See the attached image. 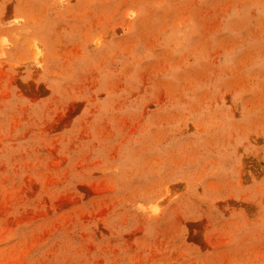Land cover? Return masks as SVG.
<instances>
[{"label": "rangeland", "instance_id": "1", "mask_svg": "<svg viewBox=\"0 0 264 264\" xmlns=\"http://www.w3.org/2000/svg\"><path fill=\"white\" fill-rule=\"evenodd\" d=\"M0 264H264V0H0Z\"/></svg>", "mask_w": 264, "mask_h": 264}]
</instances>
